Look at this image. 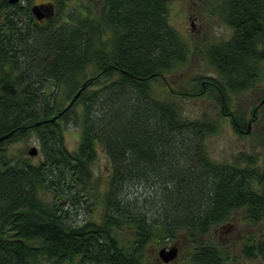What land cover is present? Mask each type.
Returning a JSON list of instances; mask_svg holds the SVG:
<instances>
[{"label": "trees", "instance_id": "obj_1", "mask_svg": "<svg viewBox=\"0 0 264 264\" xmlns=\"http://www.w3.org/2000/svg\"><path fill=\"white\" fill-rule=\"evenodd\" d=\"M22 1L0 0V264H156L147 247L163 240L190 241V264H229V251L205 239L236 213L263 225L241 253L264 260L261 154L215 161L204 141L218 121L185 116L175 99L208 94L235 132L243 128L230 94H253L264 82V0H218L231 37L201 46L218 78L169 92L167 76L191 53L169 23V1L102 0L96 13L83 0H52L43 22ZM157 82L171 98L158 97ZM61 122L80 126L72 151ZM30 133L36 163L6 146ZM97 146L107 159L99 191ZM84 208L98 218H81Z\"/></svg>", "mask_w": 264, "mask_h": 264}, {"label": "rangeland", "instance_id": "obj_2", "mask_svg": "<svg viewBox=\"0 0 264 264\" xmlns=\"http://www.w3.org/2000/svg\"><path fill=\"white\" fill-rule=\"evenodd\" d=\"M31 5L34 3L47 2L52 0H29ZM79 0H75L78 2ZM82 1V0H81ZM89 3L93 12L98 13L102 9V0H83ZM24 4L27 0L22 1ZM190 0H171L168 3L169 8V23L172 25L187 41L190 43L191 53L189 55V62L177 69L176 71L170 73L167 76L166 91L169 92V88L177 89H187V91H194L197 87H193L192 83L198 79L206 80V78H218L216 72L209 66L205 53L201 51V43L212 44L224 40L231 35L230 28L224 24L216 9L218 7V0H197L189 8L192 10L193 15H195L197 29L200 28V33L195 32V28H190L189 26V11L188 3ZM204 32V34H203ZM204 44V45H205ZM196 47V48H195ZM195 49V50H194ZM192 81V82H190ZM199 82V81H198ZM197 86V85H196ZM264 88V82L259 83V89ZM207 90V88H206ZM155 91L160 98H171L169 93L165 92V88L161 83H155ZM185 91V90H184ZM192 93V92H190ZM230 112L236 114L237 111L242 112L245 115V121L243 131H246L247 119L251 117V112L254 106L259 102V99L253 100L254 95L252 92L249 94H230ZM261 98V97H260ZM177 99L183 110V114L190 118L199 117L202 113H207L210 118L216 119L218 121V130L212 135L205 138V147L208 154L212 159L221 163L232 162L234 156L237 153H249L254 155L259 153L261 160H264V119L258 113L257 121L250 127V132L248 134L241 133L240 131L235 132L230 123V118L228 116H221L220 109L213 102V98L208 94H203L199 96H184L178 97ZM262 99V98H261ZM80 106H77V111ZM264 110L263 109H259ZM63 136L66 147L72 151L77 145L80 126L73 123H63ZM241 133V134H240ZM36 136L30 133L27 137L22 140L7 143L6 146L10 150L9 154L18 156L20 158L28 159L32 163H36L41 154L39 153V145ZM31 146H35L38 153L34 156L28 154V150ZM259 151V152H258ZM107 159L105 153L100 146H97V157L93 165V184L96 191L103 188V178L105 177L104 171L107 168ZM99 179V181L97 180ZM81 218L85 216H92L98 218L97 209L88 212L87 208L80 212ZM229 225H225L226 228H222L221 225L215 227L206 236L207 241L210 243H217L222 245L229 251L230 257L234 259L230 260L233 264H264V260L260 257L248 259L243 257L241 253V246L244 239L248 234L254 233L255 236H259L262 231L260 230L262 226L259 225H249L242 219H239L237 213L233 216L231 221H228ZM129 232L124 228L117 233L120 241L128 237ZM175 241L163 240L159 243H152L147 247V251L150 253V257L155 261L156 264H190L185 256L192 250V244L190 241L178 240L176 241L179 245V255L177 259L169 263H163L157 260L158 250L164 245H171ZM232 261V262H231ZM229 263V264H230ZM41 264H54L50 261L44 260ZM69 264V263H66Z\"/></svg>", "mask_w": 264, "mask_h": 264}, {"label": "water", "instance_id": "obj_3", "mask_svg": "<svg viewBox=\"0 0 264 264\" xmlns=\"http://www.w3.org/2000/svg\"><path fill=\"white\" fill-rule=\"evenodd\" d=\"M20 0H8L10 4H14L19 2ZM164 1H171V0H164ZM31 11L35 18L38 21H41L42 19H49L54 15V7L51 2L48 3H40V4H33L31 6ZM85 87L83 85L74 95V97L69 101V103L56 115H54L52 118H50V121H54L57 119L64 111H66L75 101V99L78 97L82 89ZM28 154L30 156H34L37 154V148L35 146H31L28 150ZM179 252V245L177 243H173L171 245H164L162 246L157 253V260H160L163 263H169L171 261H174L178 257Z\"/></svg>", "mask_w": 264, "mask_h": 264}, {"label": "flooded vegetation", "instance_id": "obj_4", "mask_svg": "<svg viewBox=\"0 0 264 264\" xmlns=\"http://www.w3.org/2000/svg\"><path fill=\"white\" fill-rule=\"evenodd\" d=\"M174 1H176L177 2V0H174ZM197 0H190V2L188 3V8L191 6V5H193L195 2H196ZM40 3H43V2H40ZM40 3H37V4H40ZM54 9H55V6H54ZM186 12H190L189 13V15H188V17H189V26H190V28H195V32L196 33H200V28L199 29H197L196 27H197V25H199V23L198 22H196V16L195 15H193V13H192V10H190V8H189V11H186ZM44 20H46V19H42L40 22H43ZM225 24V23H224ZM226 25V24H225ZM196 26V27H195ZM227 26V25H226ZM229 27V26H228ZM230 33L232 34V29H230ZM203 34H204V32H203ZM231 37V35L230 36H228V38H226V39H224V40H222V39H220V41H218V42H215V43H212V44H216V43H221V42H225V41H227V40H229V38ZM205 43L204 42H202L200 45L201 46H203ZM205 45H207V44H205ZM196 48V47H195ZM201 51L204 53V51L202 50V48H201ZM253 95L255 96L254 97V99L253 100H258L259 99V102L254 106V108H253V110H252V112H251V117H250V119L248 120L247 119V123H246V131H243V129H241L240 128V132L241 133H244V134H248L251 130H250V127L257 121V117H258V113L261 115H263V113H264V110H260V112H259V109H263V106H264V88H261V89H259V84H258V87H257V89H256V91H254V93H253ZM262 99H261V98ZM233 113V112H232ZM262 115H261V118H262ZM228 117H230L231 118V115H227ZM263 119V118H262ZM240 133V134H241ZM259 152V151H258ZM262 161H264V160H262ZM229 225V222H226V223H223L222 225H221V227L222 228H226V226L225 225ZM261 227V229L260 230H262L263 229V225L262 226H260ZM251 236H255V234L254 233H252V234H248V236L247 237H251Z\"/></svg>", "mask_w": 264, "mask_h": 264}]
</instances>
